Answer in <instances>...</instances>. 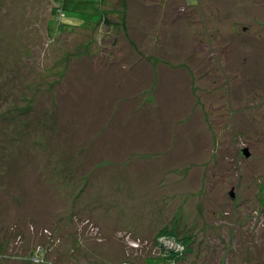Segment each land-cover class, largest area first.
Here are the masks:
<instances>
[{
    "label": "rangeland",
    "instance_id": "rangeland-1",
    "mask_svg": "<svg viewBox=\"0 0 264 264\" xmlns=\"http://www.w3.org/2000/svg\"><path fill=\"white\" fill-rule=\"evenodd\" d=\"M84 1L0 0V264H264V0Z\"/></svg>",
    "mask_w": 264,
    "mask_h": 264
},
{
    "label": "trees",
    "instance_id": "trees-1",
    "mask_svg": "<svg viewBox=\"0 0 264 264\" xmlns=\"http://www.w3.org/2000/svg\"><path fill=\"white\" fill-rule=\"evenodd\" d=\"M59 1V6L54 10V13H55V15L57 16L56 18H55V20L57 19V21L61 24L62 23V21H63V19L67 16L66 15V11L67 10H73V11H75L76 13H80L79 11H76V10H74V9H72V8H70V4L74 1V0H58ZM82 1H84V0H82ZM84 2H87V3H89V0H86V1H84ZM103 2V1H102ZM101 3V2H100ZM82 14H86V13H84V12H81ZM103 14H105V17H104V21L107 23V24H110L111 22L109 21V19H108V17L106 18V15L108 14V13H103ZM103 14H102V16H103ZM108 16V15H107ZM102 18V17H101ZM103 21V22H104ZM100 22H101V20H100ZM62 25V24H61ZM62 26H64V25H62ZM119 27H121V25H120V22L118 23V24H116V28H119Z\"/></svg>",
    "mask_w": 264,
    "mask_h": 264
},
{
    "label": "water",
    "instance_id": "water-1",
    "mask_svg": "<svg viewBox=\"0 0 264 264\" xmlns=\"http://www.w3.org/2000/svg\"><path fill=\"white\" fill-rule=\"evenodd\" d=\"M242 153H243L245 158H248L250 156V152L247 149L243 150ZM231 197L234 198V194L233 193H231Z\"/></svg>",
    "mask_w": 264,
    "mask_h": 264
}]
</instances>
